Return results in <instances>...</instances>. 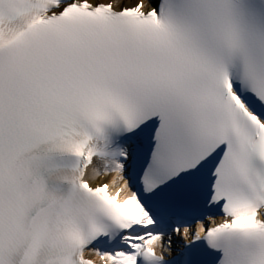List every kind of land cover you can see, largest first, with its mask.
<instances>
[{
  "label": "snow or ice",
  "instance_id": "snow-or-ice-1",
  "mask_svg": "<svg viewBox=\"0 0 264 264\" xmlns=\"http://www.w3.org/2000/svg\"><path fill=\"white\" fill-rule=\"evenodd\" d=\"M0 264H264V0H0Z\"/></svg>",
  "mask_w": 264,
  "mask_h": 264
}]
</instances>
